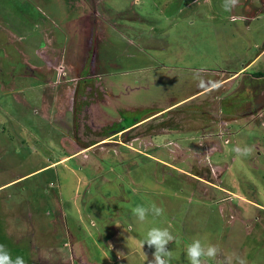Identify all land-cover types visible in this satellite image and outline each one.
<instances>
[{
  "label": "rangeland",
  "instance_id": "1",
  "mask_svg": "<svg viewBox=\"0 0 264 264\" xmlns=\"http://www.w3.org/2000/svg\"><path fill=\"white\" fill-rule=\"evenodd\" d=\"M81 1L0 0V244L25 264H148L144 234L166 227L171 264L198 236L210 264H264V0Z\"/></svg>",
  "mask_w": 264,
  "mask_h": 264
},
{
  "label": "clouds",
  "instance_id": "2",
  "mask_svg": "<svg viewBox=\"0 0 264 264\" xmlns=\"http://www.w3.org/2000/svg\"><path fill=\"white\" fill-rule=\"evenodd\" d=\"M239 3L240 0H223L222 8L225 12H231ZM200 71H203V69ZM194 78L199 79V87L202 89L211 90L220 86L219 82L206 83L199 76ZM232 150L238 157H248L254 153V146L237 144ZM150 212L154 216H160L164 213V209L154 203L150 208L143 205L132 208V215L140 224L147 221ZM175 240L176 237L166 227H151L147 230L140 247L144 250L145 245H147L150 249H154L152 259L148 261V264H171L174 257L169 245ZM220 254L221 248L219 245L207 242V237H195L186 245V258L189 264H209V261H217ZM0 264H25V260L22 256H17L13 260L5 245L0 244ZM218 264H247V261L242 256L232 252L224 254L223 261H218Z\"/></svg>",
  "mask_w": 264,
  "mask_h": 264
},
{
  "label": "crops",
  "instance_id": "3",
  "mask_svg": "<svg viewBox=\"0 0 264 264\" xmlns=\"http://www.w3.org/2000/svg\"><path fill=\"white\" fill-rule=\"evenodd\" d=\"M82 2V4H85L86 5V0H82L81 1ZM68 5H75L74 3H70V2H66ZM79 4V3H78ZM79 5H81V4H79ZM80 10V11H79ZM78 14H74V16H75V18H73L72 20H67L68 21V23H70V22H72L74 19H77L78 17H80V14H81V16H85V15H87V13H88V11H84V9H78ZM99 13H100V15L105 19V20H107V21H109L108 19H107V17L105 16V14L102 12V11H99ZM64 21H66L65 19H64ZM66 21V22H67ZM111 24V23H110ZM112 29H113V32H115L114 31V29H116L112 24H111V26H110ZM106 30H107V28H106ZM110 32H111V29L109 30V37L111 36V34H110ZM118 33H119V31H117ZM116 32V33H117ZM54 50L56 51L57 49H55L54 48ZM238 73V72H237ZM104 75H105V73H103L102 74V78L104 77ZM235 75H236V73H235ZM103 80H104V78H103ZM105 83V82H104ZM104 91H105V93L104 94H102V95H100V98H103V99H98L97 98V96L95 97V99H97V100H100V101H103V102H107V103H109L110 101H111V99H114V96H116L115 95V93L113 92V90H111V88L108 86V85H106L105 84V89H104ZM94 98V97H93ZM172 105L173 104H171V105H169V106H167L166 108H164V109H162V110H166V109H169L170 107H172ZM119 129H114V131L112 132L113 133V135H115V136H121V134H123V133H125V132H127V126L125 127V126H122V127H118ZM135 128V127H134ZM117 133V134H116ZM102 140H105V137L104 138H102ZM102 140H99V138H98V140L97 141H94V140H92V139H88V140H85V144L83 143V144H80V148L79 149H87V148H89V147H91L92 148V146H94V144L96 145L98 142H100V141H102ZM77 141H78V139H77ZM84 141V139L83 140H81L80 139V142H83ZM90 142V143H89ZM87 143V144H86ZM119 143H121V144H123V145H125V146H130V142H127V141H124V140H121L120 139V141H119ZM76 145L78 144V142H76L75 143ZM78 146H79V144H78ZM209 264H210V262H209Z\"/></svg>",
  "mask_w": 264,
  "mask_h": 264
},
{
  "label": "trees",
  "instance_id": "4",
  "mask_svg": "<svg viewBox=\"0 0 264 264\" xmlns=\"http://www.w3.org/2000/svg\"><path fill=\"white\" fill-rule=\"evenodd\" d=\"M255 75H257V76H264V71L263 70L257 71V72H255Z\"/></svg>",
  "mask_w": 264,
  "mask_h": 264
}]
</instances>
